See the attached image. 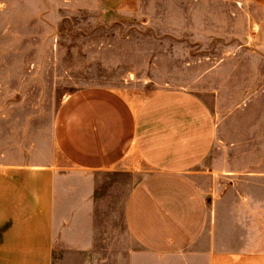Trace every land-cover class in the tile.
<instances>
[{
  "label": "rangeland",
  "instance_id": "374dc122",
  "mask_svg": "<svg viewBox=\"0 0 264 264\" xmlns=\"http://www.w3.org/2000/svg\"><path fill=\"white\" fill-rule=\"evenodd\" d=\"M93 88L138 106L164 92L198 97L215 128L198 168L204 188L223 199H264L259 7L242 0H123L113 8L101 0H0V164L63 161L56 113L68 96ZM127 187L107 191V218L115 214L119 228Z\"/></svg>",
  "mask_w": 264,
  "mask_h": 264
},
{
  "label": "crops",
  "instance_id": "0c3cea01",
  "mask_svg": "<svg viewBox=\"0 0 264 264\" xmlns=\"http://www.w3.org/2000/svg\"><path fill=\"white\" fill-rule=\"evenodd\" d=\"M53 137L63 161L0 164V264H264V199L218 198L201 182L215 128L198 97L138 106L84 90L60 105ZM120 184L121 228L106 208Z\"/></svg>",
  "mask_w": 264,
  "mask_h": 264
}]
</instances>
